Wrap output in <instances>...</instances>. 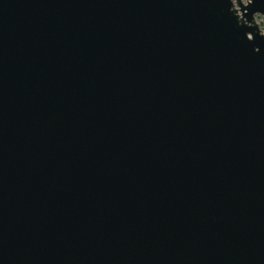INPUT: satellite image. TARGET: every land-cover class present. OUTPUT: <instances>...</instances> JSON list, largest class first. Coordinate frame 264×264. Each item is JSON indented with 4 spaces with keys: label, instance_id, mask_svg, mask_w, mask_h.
Listing matches in <instances>:
<instances>
[{
    "label": "water",
    "instance_id": "water-1",
    "mask_svg": "<svg viewBox=\"0 0 264 264\" xmlns=\"http://www.w3.org/2000/svg\"><path fill=\"white\" fill-rule=\"evenodd\" d=\"M264 0H0V264H264Z\"/></svg>",
    "mask_w": 264,
    "mask_h": 264
},
{
    "label": "rangeland",
    "instance_id": "rangeland-1",
    "mask_svg": "<svg viewBox=\"0 0 264 264\" xmlns=\"http://www.w3.org/2000/svg\"><path fill=\"white\" fill-rule=\"evenodd\" d=\"M244 1H246V0H244ZM257 21L260 23L261 28L264 30V16L257 15Z\"/></svg>",
    "mask_w": 264,
    "mask_h": 264
}]
</instances>
